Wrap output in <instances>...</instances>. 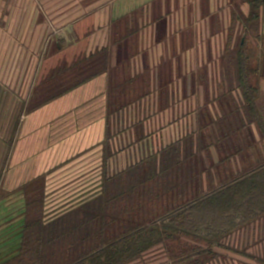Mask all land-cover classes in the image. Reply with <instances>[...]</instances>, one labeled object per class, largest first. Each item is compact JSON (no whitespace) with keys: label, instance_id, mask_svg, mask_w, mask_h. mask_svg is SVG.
Listing matches in <instances>:
<instances>
[{"label":"crops","instance_id":"obj_1","mask_svg":"<svg viewBox=\"0 0 264 264\" xmlns=\"http://www.w3.org/2000/svg\"><path fill=\"white\" fill-rule=\"evenodd\" d=\"M149 1L0 0V260L17 253L26 200L38 190L47 207L64 189L68 194L60 200L66 204L86 200L100 191L103 171L125 169L147 147L157 150L192 131L199 110L219 94L218 47L225 34L227 41L233 1L176 0L175 15L166 12L164 0L156 18ZM241 11L248 16V4ZM125 40L135 52L119 53L113 45L112 73H122L119 57L130 55L126 71L151 87L142 107L135 103L109 115L111 94L122 80L108 72L27 112L35 94L66 86L52 81L61 74L75 83L76 53L88 56ZM204 47L206 62L200 59L199 66L211 72L190 74L189 53ZM169 71V93L161 95L160 77Z\"/></svg>","mask_w":264,"mask_h":264},{"label":"trees","instance_id":"obj_2","mask_svg":"<svg viewBox=\"0 0 264 264\" xmlns=\"http://www.w3.org/2000/svg\"><path fill=\"white\" fill-rule=\"evenodd\" d=\"M232 1L236 13L219 54V94L199 110L192 131L157 150L147 147L125 169L103 171L100 191L60 215L47 216L45 193L38 190L26 200L17 253L0 264H134L156 249L161 264H225L233 256L264 264V257L243 248L264 234V0ZM238 21L242 28L233 40ZM111 44L88 56L76 53L75 83L61 74L52 81L66 86L35 94L27 112L112 73L113 45L119 53L135 52L128 40ZM119 58L122 73L112 77L122 83L111 94L113 116L135 103L142 107L151 93L149 82L140 84L126 71L130 55ZM173 76L161 75V95L169 93L163 82Z\"/></svg>","mask_w":264,"mask_h":264},{"label":"rangeland","instance_id":"obj_3","mask_svg":"<svg viewBox=\"0 0 264 264\" xmlns=\"http://www.w3.org/2000/svg\"><path fill=\"white\" fill-rule=\"evenodd\" d=\"M167 1H168V3L166 5V9H167L166 12H168L170 14H172V13L175 14V10L174 9H175L176 0H167ZM149 2L150 3H149L148 6H149V8H151L150 9L151 11L154 10V18H156L157 16H159V9L162 8L161 5L163 4L164 0H150ZM178 8H179V6H178ZM162 9H160V12H161ZM225 37H226V34L224 35V38H223L224 41L222 40V44L218 47V49H219L218 55L221 53L222 49L225 46V43H226ZM253 43H259V41L257 39H252L251 40V44H253ZM172 46H173V44H172ZM171 49H174V48H171ZM202 51H203L202 53H197V55H195L196 57L193 56L192 53H189L188 63H189L190 74L191 73H194V75L206 74L207 70H208V73L211 72V69H209V68L206 69L205 66H201V67L199 66L200 65L199 61H201L200 59H202V61L204 59L203 62L205 63L206 62V58H207V55H205V53H206L205 47H204V49ZM215 72L218 73V70L216 69ZM162 74H163V77H166V75H167L166 72H163ZM163 85H165V82H163ZM35 187L37 189H39L41 186L37 185ZM67 191H68V189H64L62 191V193L59 192L58 194H56L53 197V199H52L53 201L51 202V204H53V205H51L49 207L46 206V208H45V210L47 212V216L54 217V216L60 215V213L66 211V210H68V209H70V208H72L74 206V205H71V204H66L64 202V200H60L61 195H67L68 194ZM44 196H45V194H44ZM243 248L247 249V251L250 252V253H254L256 255L258 254L259 256L264 257V234L260 237L259 240H253V241L251 240L248 243L246 242L245 245H243ZM163 261L164 260H163V256H162V250H159V249L157 250L156 249V250H153V251H151L150 253L147 254L146 261L145 260H143V261L139 260V261L135 262L134 264H161ZM231 263L232 264L233 263L234 264H239V263H242V264H257L255 261H252V260H249V259L246 260V259H243V258H240V257H237V256H233L231 258V261L227 260L225 264H231Z\"/></svg>","mask_w":264,"mask_h":264}]
</instances>
